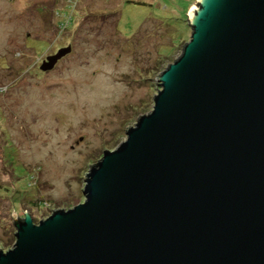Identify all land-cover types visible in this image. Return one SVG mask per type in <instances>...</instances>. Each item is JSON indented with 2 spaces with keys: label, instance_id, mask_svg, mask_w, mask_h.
<instances>
[{
  "label": "water",
  "instance_id": "water-1",
  "mask_svg": "<svg viewBox=\"0 0 264 264\" xmlns=\"http://www.w3.org/2000/svg\"><path fill=\"white\" fill-rule=\"evenodd\" d=\"M195 2L153 108L85 173L84 201L12 214L0 264H264V0Z\"/></svg>",
  "mask_w": 264,
  "mask_h": 264
},
{
  "label": "rangeland",
  "instance_id": "rangeland-1",
  "mask_svg": "<svg viewBox=\"0 0 264 264\" xmlns=\"http://www.w3.org/2000/svg\"><path fill=\"white\" fill-rule=\"evenodd\" d=\"M53 1L0 0L4 251L15 242L12 214L29 212L38 223L84 201L85 173L153 108L156 77L189 41L187 13L196 3L72 0L76 20L66 30L60 23L73 10L59 0L57 14ZM69 44L53 68H41L46 54Z\"/></svg>",
  "mask_w": 264,
  "mask_h": 264
},
{
  "label": "trees",
  "instance_id": "trees-1",
  "mask_svg": "<svg viewBox=\"0 0 264 264\" xmlns=\"http://www.w3.org/2000/svg\"><path fill=\"white\" fill-rule=\"evenodd\" d=\"M68 4H66L65 6H64V8L65 7H67V8H70L71 10H73L72 12H71V14L69 15V18H67L66 19V21L65 22H61V20H60V25L61 26H63L64 27V29H66V30H70V28H71V26H72V24H74L75 23V18H76V14H77V11H75L74 10V3H72V0H68ZM73 6V7H72ZM53 9H55L56 11V13L57 14H60V10H59V8L57 7V6H55ZM183 14V13H182ZM183 16H184V14H183ZM53 19V18H52ZM54 20V19H53ZM57 21H59L58 19H56ZM54 24H55V20H54ZM60 31H61V29H60ZM62 34V33H61ZM70 45V44H69ZM163 55L164 56H166L167 54H165V53H163ZM34 221V220H33Z\"/></svg>",
  "mask_w": 264,
  "mask_h": 264
},
{
  "label": "flooded vegetation",
  "instance_id": "flooded-vegetation-1",
  "mask_svg": "<svg viewBox=\"0 0 264 264\" xmlns=\"http://www.w3.org/2000/svg\"><path fill=\"white\" fill-rule=\"evenodd\" d=\"M58 1H59V0H54V1H53V5H52V7H51L50 9L53 10V8H54L55 6H58V4H57ZM42 7H43V8H46V6H44V5H43ZM51 19H52V18H51ZM52 22H53V21H52ZM55 52H56V50H55ZM55 52H52V53H48V54H46L44 58H47V57L50 56V55H54ZM21 218H23V216H22Z\"/></svg>",
  "mask_w": 264,
  "mask_h": 264
}]
</instances>
